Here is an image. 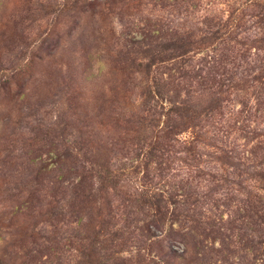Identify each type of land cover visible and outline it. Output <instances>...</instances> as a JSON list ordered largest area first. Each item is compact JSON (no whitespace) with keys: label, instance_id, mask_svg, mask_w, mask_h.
Instances as JSON below:
<instances>
[{"label":"rangeland","instance_id":"374dc122","mask_svg":"<svg viewBox=\"0 0 264 264\" xmlns=\"http://www.w3.org/2000/svg\"><path fill=\"white\" fill-rule=\"evenodd\" d=\"M257 1L263 10L264 0ZM242 2L187 0L186 6L171 0H0V264H76L80 239L99 252L94 264L125 259L139 264L143 256L153 264L159 246L153 249L157 256H148L144 248L159 239V226L164 232L171 229L155 205L171 203L170 213L183 200V191L191 195L190 202L199 203L207 220L216 214L227 220L226 204L239 206L264 193L263 185L251 187L228 177V158L221 153L227 145L246 153L257 146L264 140V120L252 122L249 134L221 142L212 135L213 123L195 115L198 127L174 136L180 142L175 150L183 152L172 159L170 187H162L154 157H144L163 136V121L159 128L142 121L145 93L155 76L169 78L176 69L175 61L157 62L171 57L175 45L159 40L153 25L159 28L171 18L197 31L211 15L234 20L233 27L239 15L244 20L239 24L253 32L257 20L251 21L253 12ZM184 10L188 14L180 16ZM250 37L246 41L241 34L238 42L253 53L264 46L262 36ZM201 57L203 53L196 59ZM256 71L244 79L242 70L237 72L229 107L234 114L244 101L252 106L253 77L262 76ZM205 105L201 102L198 109ZM89 173L93 179L84 187L93 189V206L101 215L97 220L88 217V210L78 216L68 208L75 197L72 187ZM209 175L229 180L206 187ZM191 179L199 187H172ZM128 203L133 204L128 215L115 217ZM153 219L159 222L150 223Z\"/></svg>","mask_w":264,"mask_h":264},{"label":"trees","instance_id":"16d2710c","mask_svg":"<svg viewBox=\"0 0 264 264\" xmlns=\"http://www.w3.org/2000/svg\"><path fill=\"white\" fill-rule=\"evenodd\" d=\"M171 1L180 3V5L187 2V0ZM242 3L246 9L253 12L249 15L251 21L257 20V26L253 32L250 28L239 24L244 21L239 15L233 27L234 20L224 22L222 18L211 15H206L204 20L202 19L204 27L197 31L191 30L190 27L186 28L183 20L176 23L171 18L161 21L159 28L153 25V33L159 35V40L162 39L164 44L175 45L170 51L173 53L171 57L157 59V62L161 64L175 61L174 74H171L172 77L169 78H165L162 74L155 76L152 85L147 88L143 104L145 107L143 122L159 128L163 121V136L144 154V157L153 156L156 164L160 166L158 169L161 170V174L158 177L163 183L162 187H170L169 179L173 178L169 177L172 173V159L175 155L177 157L179 154L182 155L183 152L179 147L175 150L180 142L174 136H179L194 126L198 127L194 124L197 114L213 123L212 135L221 142L230 140L233 134L248 133L252 122L264 120V46L261 49H255L253 53L246 47L247 45L238 42L241 34L246 41L250 40L251 35L262 36V41H264V9L261 10L257 0H243ZM184 11H178L179 15L185 17L188 10ZM231 28L232 31H230ZM200 53H203V57L196 59ZM241 70L242 79L251 76L254 70H258L256 72L262 73V76L253 77L256 85L253 92L255 100L252 106H249L251 101L248 99L249 103L244 101L243 109L234 114L235 111H232L234 109L230 110L229 107L235 95L234 90L237 83L235 80ZM193 96H196L198 101ZM165 100L168 103H164ZM201 102L206 105L202 106L200 111L198 108ZM243 138L246 139L245 142H248L247 137ZM245 146L249 145L245 144L244 148ZM138 147L144 149L139 145ZM226 147L221 150V153L228 158L226 175L242 179L243 184L246 183L251 187H255L252 183L264 186V140H261L257 146H251L247 153L245 150L237 151L233 145L230 148L228 145ZM237 152L238 155L235 158L234 154ZM133 161L139 164V159ZM87 162H90L91 167L96 166L93 160ZM209 177L210 179H204L208 184H205L206 187H211L213 181L221 182L224 179L223 176L222 179H216L217 176L209 175ZM228 177L224 181L227 182ZM79 178L77 185L72 187L71 192L75 194V197L70 200L68 207L71 210L70 213L80 216L88 210L87 214L91 220L100 219L101 215L95 211L93 206V189L84 187L88 180L93 179V175L84 174ZM196 178L204 177L197 175ZM178 184L172 187H199L198 183L194 184L192 179L186 182L180 181ZM141 187L148 186L142 185ZM180 197L183 200L175 202L174 209L170 213L171 203L155 205L156 214L164 222L169 218L171 229L170 232H164V227L159 226L158 228L163 230L161 235L155 236L159 239L157 238L158 240L154 243L151 241L144 248V251L148 250V256L153 254L157 256L153 249L159 246L156 247L160 248L159 256L153 264H264V193H257L250 199L241 201L239 206H234L232 203L226 204V209L230 210L228 219L225 220L224 216L216 214L214 218H208L210 221L204 217L203 209L200 208L198 202L188 200L191 195L182 191ZM124 205L126 207L118 210L115 217L128 215L127 211L133 204ZM213 206L217 205L213 204ZM81 222L82 220L79 219L78 224L80 225ZM149 222L158 223L159 221L153 219ZM105 223L102 221L100 225H106ZM151 230L149 228V232ZM148 239L143 243L146 244ZM82 241L83 239H80L81 243L75 249L80 252L79 261L76 264H94L93 258L98 257L99 252L92 245L90 248L83 245ZM137 243L142 244V240L139 239ZM144 244L140 247L143 248ZM179 246L184 249L180 251ZM147 261L145 256L140 257L139 264H147ZM124 263L131 264L132 260H121V264Z\"/></svg>","mask_w":264,"mask_h":264}]
</instances>
